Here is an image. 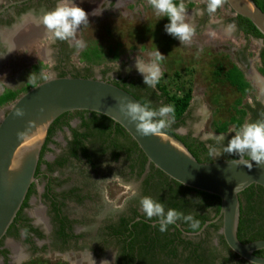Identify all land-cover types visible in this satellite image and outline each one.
<instances>
[{"label": "flooded vegetation", "instance_id": "flooded-vegetation-1", "mask_svg": "<svg viewBox=\"0 0 264 264\" xmlns=\"http://www.w3.org/2000/svg\"><path fill=\"white\" fill-rule=\"evenodd\" d=\"M80 1L81 0H75L77 5L81 3ZM118 1L121 3L123 1H128L133 5H140L148 0H117V2ZM188 2L190 5L193 4L191 0ZM222 2L227 3L226 0H222ZM57 3L58 0H0V56H3L0 57V68L15 44H10L8 41H5L3 33L12 32V38H15L14 42H19L22 38H19L21 34L15 35L13 32L19 26L26 25V28H36V30L42 31L46 34V37H48L46 49H48L49 54L56 62L54 69H57L58 75H61L62 72L72 76L84 75L82 72H79L78 69L80 68L73 61L78 51L75 39L73 38L70 41L56 40L53 42L49 38L50 34L47 33L45 27L37 23L38 19L45 12L55 9ZM201 9L203 14L198 15L196 13L193 17L195 22L194 26L198 27L200 31L206 32L210 17L203 7ZM237 16L238 15L235 14L233 17V23L236 25L235 31L242 34L245 38L252 37L260 43L259 52L257 54L259 66L254 68L257 69L256 72L251 70L253 69L251 66L252 63H256L257 61L255 59H248L246 56L244 59L251 66L248 67L244 65L243 68L240 66L238 67L243 71L246 79V75L249 73L255 83L261 85L259 82L261 81L264 86V75L260 71V68L263 66L261 51L264 48V38H256L244 33L239 26ZM163 20L166 24V17H164ZM128 69H131V71H128ZM119 77L126 79L127 82H134L136 86L135 91H137L139 95L148 97L152 102L158 100L159 103H162V100L157 99L153 95V89L148 88L143 83V77L136 71L135 64L130 65V67L126 68L124 71H120L115 78L110 76H102L101 78L115 82L119 80ZM261 98L262 100H254L249 104L255 106V104L259 102L261 107L264 108V92H262ZM191 105L192 104H190L189 109L185 113V121L193 115ZM77 112L78 111L69 112V114L61 118L58 123L54 122L52 124L51 127H53L54 132L43 148V156L41 155L36 172V181L31 187L32 192L27 201V206L23 208L21 217L15 222V225L10 228L7 236L1 241L0 264H39L38 261L42 257L44 261H49V264H103L105 260L109 261L111 264L114 253L118 256L115 260V264H182L178 258L166 257L162 253H154V255L150 251L146 253V255L149 256L143 259L140 251V246L143 245L141 243L132 244V248L129 249L130 258H122L121 247L123 245L118 242V237L111 235L115 229L110 227L111 225L116 226L120 223L122 217L133 215L135 210H137L139 216L132 223L144 218L140 210L139 201L144 197L143 182L150 172V163L148 162L146 164L142 176L137 179L130 166L131 162L126 161V155H122L116 161L112 159L108 160L109 156L99 159V148L97 147V150H95L90 147L92 161L85 157L83 151L79 148V155L75 156L72 153L74 148L70 146V142L74 140L72 129H78L80 132L86 130L82 126L83 119L77 115ZM84 116L87 119L91 114L85 111ZM74 117L77 118L78 124L76 125H74L73 122ZM248 117L247 123H250L251 116L248 115ZM66 121H68L67 124ZM183 126L184 124L175 128L174 132L178 135H191L198 141L204 142L205 145H215L214 139H205L206 136L193 129L188 128L186 129V133L181 134L178 132V129ZM62 131H66L68 134L66 137V144L57 150V148L52 147L51 144L56 143L54 134ZM233 135L234 133L224 135L226 137L224 144H227V139H230ZM215 146L220 147L219 145ZM48 154L53 157V160L49 161L47 159ZM229 157L231 156L223 154L221 157L211 158L213 160H222ZM61 161H64V163L60 164ZM110 166L115 167L114 170H116L119 175H126L127 177L138 180L137 192L129 195V198L126 199L123 206L119 208L111 205L107 200V195L102 189L99 191V167H103L109 171L112 169ZM66 169L69 170L68 180L73 182L67 181L66 183L70 186L66 189L58 190L51 185L52 176L55 173H64ZM42 178L46 180V183L41 193L38 189V181ZM65 179L67 180L66 177L64 180ZM33 197L45 202V214H36L37 210H35L31 203ZM26 211L28 212L27 216L24 215ZM215 214L214 212L211 216ZM216 217L210 220H214ZM28 224L32 227L28 228ZM211 224L201 233L192 235L191 233H197L202 228L198 231H190L188 225L177 222L176 225L180 231L178 236L186 241H191L192 247L199 246L200 242H202L201 245L203 248L210 250V248L214 247L217 251H223V256H229L226 250H222L223 246L220 241V235L222 234L221 230L216 232L214 228H208ZM175 231V228L170 229V232ZM130 232H133L132 235H135L137 233L136 228L132 227ZM139 238L143 239L141 235H139ZM145 244L149 245L148 242ZM192 247H189L188 250ZM45 257H48V259ZM220 258L222 257L220 256Z\"/></svg>", "mask_w": 264, "mask_h": 264}, {"label": "rangeland", "instance_id": "rangeland-1", "mask_svg": "<svg viewBox=\"0 0 264 264\" xmlns=\"http://www.w3.org/2000/svg\"><path fill=\"white\" fill-rule=\"evenodd\" d=\"M188 1L184 0L186 22L193 27L195 24L193 17L201 12L202 7L206 10V0H191L192 6ZM80 2L78 5L89 13V22L81 25L74 37L78 51L73 61L80 68L78 70L84 74L85 70L90 68L91 77L115 78L120 71L135 64L136 58L149 61L158 48L165 56L160 63L163 72L161 84L167 85L171 94L178 86L181 87L178 89L179 93L192 90L193 115L184 122V126L180 127L178 132L184 134L189 128L204 136L234 133V125H231L226 133L221 134L214 126L216 122L221 123L230 119L234 114L235 101L240 97V93L227 82L225 72L234 64L241 68L244 65L250 67L251 65L244 59L245 56L257 61L251 66L253 68L251 70L256 72L257 69L254 68L259 66L257 54L260 43L252 37L245 38L236 31L231 35L226 34L225 28L233 23L235 15L227 3L222 2L212 14L206 32L194 26L195 31L191 41L181 45L177 39L164 32L163 18L155 15L148 1L140 5H133L128 1L121 3L117 0H81ZM25 26L21 25L13 32L15 35L21 34L19 38H22L19 42H14L12 32L3 33L4 37L9 38L8 42L15 43L14 46L17 47L13 53L11 52L12 54L7 55L1 66L4 67L0 72V94L7 89L23 91L31 85L59 76L57 69H54L56 62L46 49L48 44L46 34L36 28ZM91 42L98 43L106 52L113 50L103 63L89 64L81 60L82 51ZM78 43L83 46H78ZM114 53L120 55L116 60L113 59ZM40 64H43L44 68L36 71L35 66ZM119 66L120 70L117 71ZM246 76L252 89L243 98V102L252 103L254 100H262L263 82L259 85L249 73ZM25 92L23 91L19 97ZM15 101L0 107V120ZM248 119L247 116L243 124L247 123ZM73 122L74 125L78 124L76 117ZM67 135L66 131L54 134L56 143H52V147L58 150L65 145ZM47 159L51 161L53 157L48 154ZM114 168L108 171L99 167V191L102 189L111 205L119 208L123 206L129 195L137 192L138 180L126 175L121 176ZM68 169L64 173H55L51 185L58 190L68 188L70 185L66 182H73L68 180ZM65 177L67 180H64ZM45 183L44 178L38 181V189L41 193ZM31 203L37 210L36 214H45V202L33 197ZM24 215L27 216L28 212L26 211ZM38 263L49 264V261H44L42 257Z\"/></svg>", "mask_w": 264, "mask_h": 264}, {"label": "water", "instance_id": "water-1", "mask_svg": "<svg viewBox=\"0 0 264 264\" xmlns=\"http://www.w3.org/2000/svg\"><path fill=\"white\" fill-rule=\"evenodd\" d=\"M226 2L235 14L248 18L264 36V11L255 0ZM121 97L142 103L126 89L102 78L54 76L30 88L8 108L0 120V242L7 236L36 181V172L52 124L65 113L90 111L120 124L149 161L171 179L221 198L219 215L192 235L222 220L221 233L227 245L240 258L253 264H264V257L255 254L264 249V239L243 242L238 236L240 194L251 185L264 187V167L256 166L247 157L200 161L170 128L160 136H140L134 125L128 123L120 113L118 102ZM17 110H22L24 115L17 116ZM25 131L27 135L19 138L18 133Z\"/></svg>", "mask_w": 264, "mask_h": 264}, {"label": "trees", "instance_id": "trees-1", "mask_svg": "<svg viewBox=\"0 0 264 264\" xmlns=\"http://www.w3.org/2000/svg\"><path fill=\"white\" fill-rule=\"evenodd\" d=\"M179 2L180 1L176 0L177 4ZM255 2L264 11V0H255ZM237 20L241 30L248 36L264 38L261 32L248 18L238 15ZM166 22H169L167 17ZM111 52H113L112 49L109 52H106L98 43L91 42L82 51L81 60L89 64H101ZM119 56L120 55L116 53L113 56V59L116 60ZM261 57L263 66L260 68V71L264 75V48L261 51ZM42 68H44L43 64L35 66L36 71H40ZM89 70L90 68L85 70L86 72L83 77H91ZM79 72L81 71L79 70ZM225 73L227 82L232 87L237 89L240 93V97L235 101L233 107L234 114L227 121L221 123L216 122L214 125L215 130L219 133H226L231 125H234L235 129H237L243 124L248 115L251 116L250 123L264 120V108L261 107L259 102H257L255 106L243 102V98L252 89V85L246 79L243 71L238 67V65L234 64ZM65 75V72H62L59 76ZM77 76L80 77L81 75ZM113 83L135 95L143 104H150L153 108H158L161 104H171L174 106V123L170 128L172 131L184 124L185 113L189 109L192 100L191 89L184 91L183 93H179L178 89L181 87L178 86L177 90L171 94L167 85H162L160 80L156 89H153L152 91L153 95L157 99L162 100V103H159L158 100L152 102L148 97L139 95L137 91H135L136 86L134 82H127L126 79L119 77V80ZM33 86L35 85H31L23 91H28ZM23 91L7 89L5 92L0 94V107L17 100ZM84 112L85 111H78L77 115L83 119L82 126L86 130L84 132H80L78 129H72L74 140L70 142V146L74 148L72 153L75 156L79 155V148L83 151L85 157L92 161L90 147L95 150H97V147L99 148V159L109 156L108 160L112 159L116 161L122 155H126V161L131 162L130 166L137 179L142 176L146 164L149 162L150 172L143 182L144 196L152 197L153 199L163 203L166 210L168 208H173L185 215H193L195 219L200 221V226L197 229H192L189 224L184 223L183 221H178L184 225H188L190 231L200 230L206 221L219 215L221 210L220 197L192 189L174 179H171L149 161L137 142L120 124L115 123L112 119L105 115L90 111H86L91 114V116L86 119ZM68 114L69 112L63 114L55 122L58 123L61 118H64ZM67 123L68 121H66V124ZM53 132V127H51L47 142L50 140ZM179 137L198 160L204 162L214 161L208 155V149L206 148L204 142L198 141L191 135H179ZM235 158L239 157L231 156L227 159ZM63 163L64 161L60 162V164ZM31 192L32 188L30 189L23 207L11 228L21 217L22 210L27 206V201ZM240 199L241 218L238 229L239 238L243 242L264 239V187L260 185H251L240 194ZM214 212L216 214L211 216ZM138 216L139 213L135 210L133 215L122 217L120 223L116 226L111 225L110 227L115 229L111 235L118 237V242L123 245L121 247V256L124 259L131 257L129 249L132 248V244L141 243L143 245L140 246V251L143 259L149 256L146 255V253L150 251L152 254L162 253L166 257L178 258L182 264H253L244 258H240L239 255L227 245L222 234L220 235L221 245L223 246L222 250H226L229 256H223V251H217L214 247L210 248V250L203 248L201 245L202 242H200L199 246L192 247L191 241H186L178 236L180 231L177 225H170L168 230L162 233L159 231L158 226H154L155 224H152V222L156 221L155 218L152 220H144L146 217L143 216V219L132 223ZM25 220L29 221L28 219ZM27 227L31 228L32 226L28 224ZM132 227L136 228L137 233L135 235H132L133 232H130ZM171 228H175L176 231L170 232ZM208 228H214L216 232L221 230L222 220L212 223ZM139 235H141L143 239L139 238ZM146 242H148L149 245H146ZM189 247L192 248L188 250ZM256 254L264 256V249L257 251ZM220 256L222 258H220Z\"/></svg>", "mask_w": 264, "mask_h": 264}, {"label": "clouds", "instance_id": "clouds-1", "mask_svg": "<svg viewBox=\"0 0 264 264\" xmlns=\"http://www.w3.org/2000/svg\"><path fill=\"white\" fill-rule=\"evenodd\" d=\"M155 15L161 19L168 18V23L164 25V32L177 39L181 45L191 41L195 29L186 22V9L184 0L177 4L176 0H148ZM222 0H206V11L209 17L221 6ZM202 15L203 11L197 13ZM89 13L84 8L77 5L75 0H58L55 9L45 12L37 21L42 24L50 39L70 41L76 35L81 25L88 23ZM236 29L235 23L228 24L225 32L231 35ZM78 46H83L78 43ZM12 52V51H11ZM10 53V52H9ZM5 56V55H4ZM3 57V56H0ZM164 55L157 48L153 57L145 62L142 59H135V69L142 75L143 83L155 89L160 82L163 72L160 63L164 60ZM120 70V66L117 71ZM131 71V69H128ZM48 77H45L47 79ZM119 110L128 123L134 125L136 132L140 136H160L161 133L171 128L174 123V106L171 104H161L158 108H153L150 104H142L128 97H121L118 102ZM17 116H23L22 110H17ZM234 135L227 139L224 135L206 136L205 139H214L215 145H206L208 155L213 158L221 157L223 154L230 156L244 157L245 155L256 166L264 167V120L244 123L234 130ZM27 131L18 133L19 138H24ZM191 199V198H190ZM198 199V198H197ZM196 200V199H193ZM140 210L148 220L156 219L154 226H158L160 232H166L170 225H176L178 221L189 224L192 229L200 226V221L193 215H185L173 208L165 209V205L152 197L144 196L139 201ZM118 256L114 253L111 264H115ZM103 264H110L103 261Z\"/></svg>", "mask_w": 264, "mask_h": 264}, {"label": "bare ground", "instance_id": "bare-ground-1", "mask_svg": "<svg viewBox=\"0 0 264 264\" xmlns=\"http://www.w3.org/2000/svg\"><path fill=\"white\" fill-rule=\"evenodd\" d=\"M259 81V80H258ZM260 83H262L261 81H259ZM38 215V214H37Z\"/></svg>", "mask_w": 264, "mask_h": 264}]
</instances>
